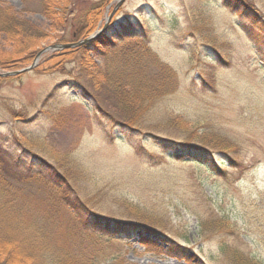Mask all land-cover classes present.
<instances>
[{
	"label": "rangeland",
	"instance_id": "obj_1",
	"mask_svg": "<svg viewBox=\"0 0 264 264\" xmlns=\"http://www.w3.org/2000/svg\"><path fill=\"white\" fill-rule=\"evenodd\" d=\"M41 1L0 0L48 35L33 44L0 35V61L19 62L0 66V74L32 66L50 46L106 35L128 21L149 31L154 60L140 62L136 70L145 69L130 75L127 91L148 93L119 104L130 94L99 73L106 70L104 48L93 46L83 58L75 49L84 44L46 51L33 71L0 81V131L21 144L6 146L9 166L43 160L55 170L52 181L69 183L93 215L141 224L173 241L150 252L153 245L104 235L72 209L42 202L41 213L56 219L59 242L92 252L101 264H188L170 255L177 246L205 264H264V24L254 13L264 19V0H238L252 9L244 17L227 0H126L116 11L118 0H68L64 23L58 14L46 17ZM252 23L262 39L246 29ZM110 51L115 62L127 54ZM118 77L125 82L127 75ZM129 120L139 131L125 127ZM164 139L204 144L209 156L178 157ZM36 185L35 201L50 195Z\"/></svg>",
	"mask_w": 264,
	"mask_h": 264
},
{
	"label": "trees",
	"instance_id": "obj_2",
	"mask_svg": "<svg viewBox=\"0 0 264 264\" xmlns=\"http://www.w3.org/2000/svg\"><path fill=\"white\" fill-rule=\"evenodd\" d=\"M41 2L42 12L46 17L48 15L51 20V15L58 14L64 23L67 20V16L71 15L69 8H71L72 4L68 5V0H42ZM63 2H66V4L63 5ZM226 5L238 16L243 15V10H246V14L250 12L253 14L251 8H246L245 4L242 6L238 0H227ZM55 10L59 11V13H55ZM254 13L255 18L259 19L258 24H264V19L259 17L258 12ZM60 14L62 15L60 16ZM30 27V24L19 18L12 7L0 2V35L8 36L13 41L23 39L27 44L30 42L32 44L36 43L34 41L41 42L47 38L48 35L44 31L40 30L38 32V30H32ZM246 29L249 33H253L261 39L263 38L262 33H258L253 23L247 24ZM108 30L106 35L104 34L95 41L75 50H81L84 54L81 57L83 58L86 56L85 53L92 51L93 46L104 48L105 58L103 59L106 61V70L101 72L98 66H95V69L106 77L105 81L108 80V84H114L117 90H123L124 88L130 94V96L123 98L119 104L124 106L131 105L134 100H141L139 98L140 95L148 93L139 87L130 88L129 91L127 89L128 84H130V75L133 72L145 69L143 67L140 70H136V68H140V62L144 59L154 60V54H151L152 52L149 49L151 44L149 43V31L128 21L112 26ZM111 38L115 41V46L109 45ZM259 38L256 40H260ZM119 48L127 54H121L117 62H115L114 58L109 59L108 53L111 52L110 50ZM21 53L25 54L22 51ZM61 55L60 52H56V58ZM18 63L16 60L7 59L0 61V66L2 68H11L18 65ZM56 64L55 66H58ZM115 67L119 71L118 76L127 75L125 82L116 76ZM112 70L114 75H111ZM3 79L0 77V81ZM133 84L136 83L133 82ZM79 85L91 98L86 88L80 83L75 84L74 88H78ZM146 87L147 85L144 86V89ZM118 101H120L119 98ZM40 112L47 113L45 111ZM17 117L22 121L25 120L21 114H18ZM134 126L133 121L129 120V122H126L125 127L132 131H139L134 129ZM160 142L167 147V150H174L178 157L188 155L205 160L210 153V150L204 144H190L192 141L189 140H186L185 143L174 141V143H171L167 139ZM16 145L21 147L15 135L9 136V134H2L0 131V264H101V261L92 252L90 254L87 252L83 253V251L80 252V249L70 248L59 242L56 219L54 216H47L41 213L39 204L42 202L53 204V208L56 211L59 209H72L73 212L79 214V216L74 215L76 219L82 221L86 226L91 225L104 235L114 234L122 238L128 236L129 239L139 240L147 248L153 245L154 248H150L153 249L150 252L153 251L160 254L161 252L156 247L173 243L166 235L144 228L141 224L118 223L93 215L89 211V207L73 195V189L69 183L64 185V183L60 184L52 181L55 170L43 160L38 164L33 159H27L26 162L23 159L25 163H20L19 159H14L13 166H9L13 155L7 150L6 146L13 147ZM222 154L225 155L227 153L222 152ZM35 185H42L44 191L50 192V195L48 197L43 196L44 199L35 201L37 199L34 189ZM37 211H39V214ZM145 231H147L146 235L152 232L155 239L152 240L146 237ZM169 253L174 255V257L186 260L188 264H205L203 261L191 259L189 251L182 246L170 247ZM249 264L253 263L249 262Z\"/></svg>",
	"mask_w": 264,
	"mask_h": 264
},
{
	"label": "water",
	"instance_id": "obj_3",
	"mask_svg": "<svg viewBox=\"0 0 264 264\" xmlns=\"http://www.w3.org/2000/svg\"><path fill=\"white\" fill-rule=\"evenodd\" d=\"M126 0H118V3L114 9V11H116L122 4L125 3ZM109 21V20H108ZM102 34V31L100 32H97L94 36L82 41V42H79V43H75V44H69V45H55V46H51L49 48H47L45 51L47 50H60V49H63V48H71V47H77V46H80V45H83V44H87L89 42H91L94 38L98 37L99 35ZM45 51H41L38 53L37 55V58L34 62V64L28 68H25V69H22V70H19V71H13V72H7V73H1L0 74V77L2 78H5V77H14V76H18L20 74H23V73H26V72H29L31 70H33V68L37 65V61L39 60L40 56L45 52Z\"/></svg>",
	"mask_w": 264,
	"mask_h": 264
}]
</instances>
